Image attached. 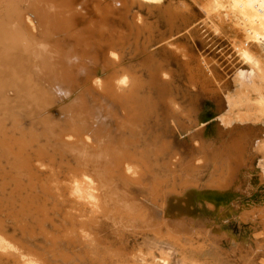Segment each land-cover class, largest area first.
I'll use <instances>...</instances> for the list:
<instances>
[{"label":"bare ground","instance_id":"bare-ground-1","mask_svg":"<svg viewBox=\"0 0 264 264\" xmlns=\"http://www.w3.org/2000/svg\"><path fill=\"white\" fill-rule=\"evenodd\" d=\"M161 1L0 0V264H136L131 253L125 259L128 234L181 249L228 248L230 235L210 216L218 208L203 193L247 185L246 126L216 123L215 135L227 139L209 143L205 112L196 115L170 96L148 39L157 29L140 10ZM191 3L213 29L217 20L228 23L235 55L259 78L254 91L227 103L230 119L259 122L264 0ZM167 8L163 22L182 32L188 10ZM133 53L148 82L137 79ZM186 72L190 86L206 89ZM214 97H205L206 108L225 124L227 111ZM252 160L264 183V155ZM243 222L254 233L247 250L264 264V206L242 211Z\"/></svg>","mask_w":264,"mask_h":264},{"label":"rangeland","instance_id":"rangeland-1","mask_svg":"<svg viewBox=\"0 0 264 264\" xmlns=\"http://www.w3.org/2000/svg\"><path fill=\"white\" fill-rule=\"evenodd\" d=\"M191 1L192 0H162L158 5L151 7L152 10L149 9L148 5L143 6L140 9L142 16L145 19L147 18V22H149V24L151 23L150 25L152 27V31L154 32L156 31L155 29H157L156 33L152 32L153 35H150L152 37H150L149 35L146 36L147 38L150 37L148 38L150 40L154 39L152 40V42L155 43V45L152 47V51H154L158 56L157 58L154 53V57L156 56L158 61H161V64H159L154 58V66L157 67H155L157 70L160 67L159 70L162 72V74H165L163 75V77H165L163 78V80H165L167 83L169 81H172L171 83H168L169 86L171 84V87H169V91H172V93L169 92V94L171 93L170 96L176 98L182 108H187L188 110L193 109L195 113H197L196 115H199V113L203 115V113L205 112L207 121L203 124V127L205 128L203 136L204 139L207 140V142L214 143L216 139H218V137L222 138L221 141L227 139L224 134L220 136L215 135L212 128L216 123H218V126H220L222 129H232V127L233 129L235 127L240 129L241 127H244L245 124H249L252 126L253 129L250 127L248 129V127H246L247 131L241 133V142L244 146V149L246 150V155H244L245 159L247 160V185L242 190H240L241 193L231 192L227 194L222 192L221 194L215 195H212L210 193L218 192L206 191L203 193V198H205L204 201L208 203L212 201L214 203H217L218 205L217 207L215 206L218 209L212 211V215H210L216 221L214 222V224L221 226L223 228L222 232L230 235L231 237L228 243V248L225 250H218L209 242L204 245L200 243V250L193 249L195 247H186L184 249H181L169 242H156L152 239L142 238L140 235V237H136L131 234L126 235L123 240V246H125V248L126 246L128 247L126 248L125 253H131L132 256L136 257L134 258V262H137L136 264H156L159 261L158 259L162 258L167 262V264H260V257L253 258V255H250L252 254V252L250 253V251L247 250L250 248V238L254 234L252 226L248 222H243L240 227L239 214L242 211L248 212L253 208L264 206V183H262V181L258 177L259 174L255 170V168L253 169L252 166V159H255L256 156L262 158V156L264 155V144L262 145V141L264 142V118L259 122L248 121V123L242 124L238 121L236 122L234 120H231L230 118L233 117L226 110L228 102L233 103V101L239 98L242 94H247L248 92L254 91L255 88H257L259 85V78L253 71V69L245 66L242 61L239 60L237 55H235L231 44L235 36L232 33L230 27H228V23H225L224 25L221 21H219L221 23L220 24L217 20L216 23L214 22L216 24V29H213L211 27L212 24L208 20V18L204 17L198 6L191 3ZM168 5L170 6V8L171 6L172 8L177 7V9L182 12H186L183 7L188 10L187 16H189V23L186 27L187 29L185 28L186 30L183 29V31L181 29L182 32H179L180 30H178V33L177 31H175L178 28L177 26V28H172L169 24H166L167 21L165 19H162L165 18L162 17L163 10L168 9ZM163 20L166 23L163 22ZM155 25L157 26V28H155ZM219 25H222L223 27L221 28L220 26L221 30L219 29L218 31L217 27H219ZM170 28H172L173 30L171 31ZM169 32L173 33L169 34ZM175 32H177V34ZM173 34H176L177 36ZM253 50L256 53L261 54L259 50ZM134 56H136V54L134 55L133 53V57ZM133 59H136L133 62L134 65L133 63L132 65L133 69L137 67V79L138 76L142 75L140 76L142 77V79L139 80L148 82L149 76H146L147 73H145L147 69L142 70L143 67L141 66V59H139L138 56ZM202 59L208 63V71L205 69L206 67H204V63L200 62L202 61ZM182 61H186V64H184V62L182 63ZM164 62H167V65ZM260 63L259 65L264 76V58H260ZM157 64L159 65V67ZM164 64L165 67L162 66ZM160 65L162 66V68ZM184 65L188 67V69ZM184 68L187 71L190 69L194 72L193 74L196 75L194 81H200L199 84L204 85V87L206 88L204 90L205 92L202 91L199 87L193 88L192 86H190V84H188V82L191 81L188 80V78H190V75L189 72H186ZM163 69L165 71H162ZM136 70L134 69V71ZM161 72L159 78L162 77ZM167 79L170 80L168 81ZM142 81L139 82L141 83ZM143 86L144 89L142 91V94L146 95V93L149 92V90L146 89L147 84H144ZM212 94H215V97L211 100V102L213 104H218L223 108V111L221 113L227 111L225 113V117H227V119L225 120H228L230 124L228 122H225V124H220V119L222 116H216L211 110H209L208 107L206 108L207 100L205 97ZM200 109H202V111ZM193 115L192 117L195 118V116ZM200 127L201 126L195 128V130L199 129ZM186 135L187 134H184V136ZM203 171L201 177L207 175V170ZM254 176L256 178L254 180H251V177L254 178ZM236 210L239 211V213H236ZM109 241H111V239ZM239 246L242 247L240 248ZM128 253L127 255H125V259L129 260L130 255ZM140 259H143L142 261L144 263L139 262ZM9 264L12 263L10 262Z\"/></svg>","mask_w":264,"mask_h":264},{"label":"water","instance_id":"water-1","mask_svg":"<svg viewBox=\"0 0 264 264\" xmlns=\"http://www.w3.org/2000/svg\"><path fill=\"white\" fill-rule=\"evenodd\" d=\"M207 121V118H206V120H205V122ZM246 127H250V128H252V126L251 125H245ZM253 129V128H252ZM210 194H212V195H215V194H220V193H210ZM209 203H213L216 207L218 206L217 205V203H214V202H212V201H210Z\"/></svg>","mask_w":264,"mask_h":264}]
</instances>
